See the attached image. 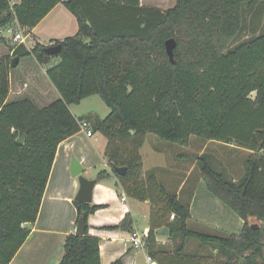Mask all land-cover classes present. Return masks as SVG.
<instances>
[{
  "label": "trees",
  "instance_id": "trees-1",
  "mask_svg": "<svg viewBox=\"0 0 264 264\" xmlns=\"http://www.w3.org/2000/svg\"><path fill=\"white\" fill-rule=\"evenodd\" d=\"M253 1L176 0L161 9L141 0H0V28L16 22L34 44H11L0 36V264H10L28 238L24 224L39 215L57 148L85 119L107 138L105 155L123 190L151 205L145 246L153 260L264 264V32L230 48L243 29L242 7ZM59 3L76 16L78 31L52 40L50 45L61 43L63 49L50 55L29 30ZM170 38L177 40L175 62L166 50ZM29 73H37L40 85L27 80ZM93 94L110 112L104 118L76 117L70 105ZM149 133L183 146L198 136L251 151L239 181L218 170L210 154L193 157L208 189L244 220L241 233L223 236L189 227L190 207L154 173L142 174L141 149ZM116 167H127L126 174ZM108 176L103 171L97 179ZM75 204L85 232L67 236L59 264H102L100 239L90 234L88 222L99 206ZM133 223L127 215L114 227L132 230ZM164 228L176 243L172 249L158 240ZM191 239L216 255L188 253Z\"/></svg>",
  "mask_w": 264,
  "mask_h": 264
},
{
  "label": "crops",
  "instance_id": "crops-1",
  "mask_svg": "<svg viewBox=\"0 0 264 264\" xmlns=\"http://www.w3.org/2000/svg\"><path fill=\"white\" fill-rule=\"evenodd\" d=\"M141 4L144 5L143 0H141ZM153 5L155 4H147L146 6ZM50 13L36 27L29 30V33L35 34L39 41L45 44L55 39L71 36L54 35L45 37V40L42 39L37 32L40 31L39 28L42 23L51 15ZM58 60L59 58H55L53 61L57 62ZM41 70L46 74V68L41 67ZM35 75L37 76V73H29L26 78L30 83L33 80L36 85H40L36 81ZM17 84L19 83L17 82ZM70 109L77 117L71 105ZM91 113L88 116L104 118L93 110ZM83 121L89 124L93 135L89 136L86 131L80 130L59 144L42 198L39 215L35 222L24 224L30 229V234L10 264H59L61 261L66 238L69 234L76 233L78 226V208L75 204V198L80 189V180L78 175L72 173L73 159H76L83 167L85 177L97 180L91 203L98 205L99 208L90 214L88 222L90 234L100 239L102 264H111L119 258L123 259V264H153L155 261L148 255L145 245L137 247L131 240L133 236H142L144 232H149L150 203L127 195L119 178L113 174L105 155L107 138L102 133L93 131L91 120L85 119ZM193 137L191 136L189 145H181L182 149L177 152L171 148L170 142L163 140L161 142L156 138V151L146 155V159L142 155L144 164L142 174L147 176L153 172L170 193L177 194L179 200L190 207L191 218L188 223L193 230L223 236L231 233L239 234L244 227V220L225 201L208 189L193 157L208 153L207 149L213 143H217L221 147L243 150L245 157L242 164L244 165V161L251 151L233 143L198 140L197 144L201 148L198 153H192L189 149ZM148 139L149 134L146 136L141 154ZM208 154L211 155L214 165L218 159L222 160V157H217L215 152L210 151ZM223 162L226 167L231 169L235 161L231 157H225ZM215 167L217 168L216 165ZM103 171H106L109 176L99 181L97 176ZM244 173H240L239 179L233 180L239 181ZM123 196L127 197L125 201L122 199ZM142 214L148 218V224L143 229L139 227V218ZM127 215H131L134 220L133 229L115 228L114 226L121 223ZM158 240L163 244L167 241L160 234ZM186 251L188 253L208 254L212 257L216 255V250L203 247L198 239L189 240Z\"/></svg>",
  "mask_w": 264,
  "mask_h": 264
},
{
  "label": "rangeland",
  "instance_id": "rangeland-1",
  "mask_svg": "<svg viewBox=\"0 0 264 264\" xmlns=\"http://www.w3.org/2000/svg\"><path fill=\"white\" fill-rule=\"evenodd\" d=\"M144 5L147 4H155L153 6H157L161 9H167L171 8L176 4V0H143ZM243 12V29L236 35V37L231 41L230 48H233L239 43H242L244 41L249 40L252 37H255L257 35H260L264 32V0H254L249 5H244L242 7ZM51 15L48 17V19L42 23L37 33L42 37L43 40H45V37L50 36H60V35H74L77 32V18L76 16L64 5V3H60L58 6L54 8V10L50 13ZM8 26H12L15 32H20L23 34V36L26 37V43L29 47H32L34 44L32 40L29 38L27 30L22 28L19 24L16 22L11 23ZM2 28V27H1ZM0 36L4 37L9 43L11 44H18L17 42H14L12 38L9 37V35H2ZM35 36V34H34ZM63 38H59L57 40H61ZM56 40V39H55ZM47 41V40H46ZM48 46L50 45V42H47ZM2 45V44H1ZM3 47L5 45H2ZM34 60V58H26L22 60L28 62ZM22 63L19 65L18 71H22ZM28 95L29 93H24V96ZM71 108L73 111L77 114V117H82L84 115H90L92 114L91 111L97 112V114L101 115L102 117H105L110 112V107L107 105V103L104 101V99L99 94H93L91 96H88L84 98L79 104H71ZM158 139L162 142V140L154 133H149V139L146 142V145L144 147V150L142 152V155L144 159H146V155H150L152 151L155 150V139ZM198 140H202L203 142H206L205 139L194 136L192 145L190 147V151L192 153H198L201 146L197 144L199 142ZM171 148L177 152L182 149L181 145L178 143H169ZM208 153L215 152L217 154V157H222V160L220 161L218 159V162L215 163L217 166V169L222 171L225 176L232 179H239L240 173L245 172V166L242 164L243 158L245 157V153L241 149H230L228 147L218 145L217 143H213L208 149ZM233 150V151H232ZM225 157H231L232 160L235 162L233 163V166L230 168L226 167L223 162V158ZM243 165V166H242ZM200 170V168H198ZM153 173V172H152ZM147 214V212H144V214ZM142 216L139 218V227L143 229L148 224V218L147 216ZM260 224H264V221ZM161 235V234H160ZM162 238L167 240L165 244H167V248L172 249L174 248V245L176 243L170 242V240L167 238V235H162ZM263 257H264V249H263Z\"/></svg>",
  "mask_w": 264,
  "mask_h": 264
},
{
  "label": "water",
  "instance_id": "water-1",
  "mask_svg": "<svg viewBox=\"0 0 264 264\" xmlns=\"http://www.w3.org/2000/svg\"><path fill=\"white\" fill-rule=\"evenodd\" d=\"M177 46V40L175 38H170L166 41V50L167 53L171 59L172 62H175V48ZM63 45L61 43L56 45L47 46L44 48V51L50 55L58 54L62 51ZM19 61V59L16 57L13 61V65H16V63ZM25 138V134L19 138L20 142H23ZM117 173L120 175H125L127 172V167H116L115 168ZM83 167L79 164V162L76 159H73L72 163V173L74 175L79 176L80 180V189L79 192L75 198L76 201L79 202H85V203H91L93 201V190L95 187V184L97 183L96 179H88L83 174ZM85 222L83 219H81L78 222L77 231L78 234H83L85 232ZM169 231L167 228H164L160 234L161 235H168ZM153 264H158L156 261L153 262Z\"/></svg>",
  "mask_w": 264,
  "mask_h": 264
},
{
  "label": "built area",
  "instance_id": "built-area-1",
  "mask_svg": "<svg viewBox=\"0 0 264 264\" xmlns=\"http://www.w3.org/2000/svg\"><path fill=\"white\" fill-rule=\"evenodd\" d=\"M0 34L2 35H9L10 38L13 39L14 42L21 43L26 41V37L23 36L20 32H15L12 26H6L0 28ZM81 130H84L87 132L89 136L93 135L92 130L89 127V124L86 121L81 122ZM123 201L127 199L126 196H123ZM175 218V214L171 215V219ZM149 237V232H144L142 236L136 235L132 237V242L135 246L140 247L146 245L147 239Z\"/></svg>",
  "mask_w": 264,
  "mask_h": 264
}]
</instances>
